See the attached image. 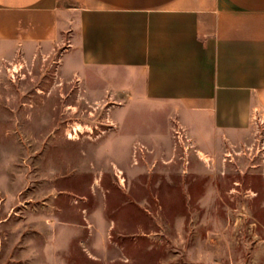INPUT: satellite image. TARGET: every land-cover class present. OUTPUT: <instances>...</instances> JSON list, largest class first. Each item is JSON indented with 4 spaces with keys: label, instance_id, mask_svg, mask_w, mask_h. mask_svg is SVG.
Instances as JSON below:
<instances>
[{
    "label": "rangeland",
    "instance_id": "1",
    "mask_svg": "<svg viewBox=\"0 0 264 264\" xmlns=\"http://www.w3.org/2000/svg\"><path fill=\"white\" fill-rule=\"evenodd\" d=\"M68 38L0 58V264H264V121L189 130Z\"/></svg>",
    "mask_w": 264,
    "mask_h": 264
},
{
    "label": "crops",
    "instance_id": "2",
    "mask_svg": "<svg viewBox=\"0 0 264 264\" xmlns=\"http://www.w3.org/2000/svg\"><path fill=\"white\" fill-rule=\"evenodd\" d=\"M66 34L73 72L171 106L189 130L264 121V0H0V58Z\"/></svg>",
    "mask_w": 264,
    "mask_h": 264
}]
</instances>
